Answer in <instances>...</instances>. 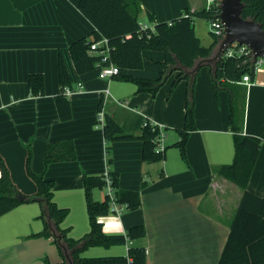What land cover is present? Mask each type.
<instances>
[{"label":"crops","instance_id":"0c3cea01","mask_svg":"<svg viewBox=\"0 0 264 264\" xmlns=\"http://www.w3.org/2000/svg\"><path fill=\"white\" fill-rule=\"evenodd\" d=\"M139 3L138 22L141 23L150 22L148 15H153L155 21L170 22L180 17L185 8L190 12L204 8L202 0H139ZM93 29L68 0H0V155L11 181L20 193L36 194L37 186L26 172L29 148L31 170L43 173L54 182L53 200L58 206L68 208L60 227L68 228L71 237L80 238L89 231L82 177L112 170L118 175L119 188L139 191L141 205L133 210L120 206L119 213L98 217L103 232L125 234L129 227L142 224L145 235L125 245L92 246L82 253L125 255L127 248L134 245L145 248V264H218L243 192L217 174V168L230 163L234 155L229 92L216 93L209 67L200 69L193 91L195 130L187 137L186 160H183L177 148L168 146L180 138L178 129L184 124L187 83L180 81L171 91L176 75L173 72L152 95L137 92L132 82L114 76L101 78L97 66L78 73L69 45L88 36ZM194 32L203 46L213 41L207 40L205 44L195 26ZM59 56L74 89L68 96L72 115L66 121L59 119L54 102V95L59 92ZM162 61V51L143 50L142 68L120 69V73L154 80L162 70ZM30 73L44 76L43 95L30 94L27 86ZM230 88L237 114L241 113L239 94L244 93L242 133L262 140L246 185L249 192L262 196L264 67L254 70L249 85L240 81L231 83ZM99 112L111 115L126 133L136 138L113 141L106 153L108 143L103 137ZM140 117L163 129L166 148L164 158L159 161L141 159L142 142L137 138L141 130L136 127ZM61 141L72 142L76 158L52 162L45 167L43 157L47 145ZM104 195V189L93 190L95 200H102ZM31 203H21L0 216V250L6 247L2 237L12 236L18 244L30 239L31 233L41 231L6 235L13 226L16 230V224L37 218L38 209L25 207L33 206ZM12 212L15 217H8ZM37 239L47 242L48 247L54 246L51 238Z\"/></svg>","mask_w":264,"mask_h":264},{"label":"trees","instance_id":"16d2710c","mask_svg":"<svg viewBox=\"0 0 264 264\" xmlns=\"http://www.w3.org/2000/svg\"><path fill=\"white\" fill-rule=\"evenodd\" d=\"M93 25V31L88 35L76 39L69 45V51L78 73L95 68L101 62V56L90 51L89 43L102 38L107 39L109 46L108 57L103 64L114 63L120 69L142 68L143 50H160L163 52L162 68L159 77L154 80L140 79L120 72L114 75L117 79L132 82L137 92H148L155 95L165 79L173 72L176 75L171 83L172 91L180 81L187 83L186 105L183 127L178 129L180 138L168 147L178 149L180 156L186 160L185 144L189 133L195 130L193 112V91L195 79L203 66H208L214 82V89L229 92V125L232 133L234 155L228 164L217 168V174L233 182L243 190L233 219L230 223L228 237L220 254L218 264H264V193L255 195L246 189L252 173L260 147L261 138L243 134L244 116L236 113L233 104L231 83L242 81L244 75L249 78L254 75L253 59L247 56L213 58L218 43L217 37L208 46H203L194 32V18L214 19L219 7L213 10L190 12L185 8L183 14L170 22L155 21L153 15H148L154 21V31L142 30L138 22L140 13L139 0H68ZM243 8L241 16L253 19L264 30V0H241ZM211 58V60H208ZM57 78L59 92L54 95V102L58 117L61 121L71 118L69 97L65 94L66 87L71 88L68 71L61 56L58 57ZM27 86L33 96L44 94V76L41 73H30ZM98 108L101 110V106ZM136 127L141 130L137 137L142 142L141 159L155 162L164 158V153L156 151L155 138L158 135L157 125H153L147 118L140 117ZM103 137L108 143L105 147L109 152L110 143L117 140H132L133 134L126 133L124 127L109 114H103ZM167 147V148H168ZM76 158L71 141L49 143L46 147L43 163L69 161ZM31 151L28 148L26 157V172L37 186L36 196L43 199L37 219L42 220L43 228L37 233H31L29 238H51L56 246L61 261L51 263L44 257L42 264H145L146 251L144 247L130 245L125 255L82 256V252L92 246L108 248L114 245H125L129 241L142 238L145 228L142 224L133 225L125 234H105L98 217L111 213V202L105 191L102 200L93 198L94 189H104L106 181L104 175H86L82 177L86 212L89 231L80 238L69 235L68 228L60 227V223L68 214V208L58 206L53 200L54 182L44 177L43 173H34L30 168ZM107 164H111L110 157ZM112 195L117 204L133 210L141 205L138 190L121 189L118 186V175L108 170ZM144 181L142 182V184ZM20 194L11 181L9 171L0 155V216L8 213L17 205L24 203L16 198Z\"/></svg>","mask_w":264,"mask_h":264},{"label":"rangeland","instance_id":"374dc122","mask_svg":"<svg viewBox=\"0 0 264 264\" xmlns=\"http://www.w3.org/2000/svg\"><path fill=\"white\" fill-rule=\"evenodd\" d=\"M205 4V0H202ZM141 19V18H140ZM194 26L197 32L202 36V42L207 44V40H212L213 36L209 32L210 21L204 18H194ZM218 45L215 46L214 51H217ZM261 67H264V60L260 64ZM238 104L240 106L241 112L244 110V93L239 94ZM98 190V189H97ZM95 196V195H94ZM96 198V196H95ZM30 205L33 206H25V207H33L38 209L40 213V205L38 202H32ZM15 212L8 214V217H15ZM28 221V222H27ZM25 223L16 224V230H14L15 226L11 229H8L6 234L7 236L13 235L15 232L17 234H27L30 232H35L41 230L43 228V222L40 219H31L27 220ZM1 238V237H0ZM27 238V237H26ZM43 238V237H41ZM78 238V237H74ZM5 239L6 247L0 250V261H3V264H42V260L47 256L51 263H57L61 261V257L56 249V246H47L44 240L37 238L30 239H21L22 241L16 244L14 240H12V236L10 237H2ZM1 240V239H0ZM90 253H82L83 256H105V255H88ZM117 255V254H114Z\"/></svg>","mask_w":264,"mask_h":264},{"label":"built area","instance_id":"2783aa9c","mask_svg":"<svg viewBox=\"0 0 264 264\" xmlns=\"http://www.w3.org/2000/svg\"><path fill=\"white\" fill-rule=\"evenodd\" d=\"M213 7H219V9L217 10V16L214 19L209 20L210 21V28H209V32L212 36L217 37L218 39V43L217 45L222 41V39L225 37V30H224V24L222 23V21L219 18V13H220V0H205V4H204V9L206 11H210L213 10ZM154 21H150L149 23H141L139 22L140 25V29L142 30H147L149 29L150 31H154ZM90 45V51L93 54L96 55H100L102 61L98 62L95 66H97L99 68V76L101 78H110L113 77L114 75H117L120 72V68L115 65L114 63H107V64H103L102 62H104L106 60V58L108 57V53H109V46L107 44V39L106 38H102L100 40L97 41H91L89 43ZM247 56L250 59H253V66H254V70L260 66V64L263 62L264 59L260 58V57H254L252 50L245 44H237L235 42H233L232 44L226 45L223 48V51L221 53L220 56L223 57H233V56ZM242 81L246 84L249 85L250 84V78L248 75H244L242 77ZM74 91V89L66 87L64 92L67 96H69L72 92ZM99 120L103 122V114L101 112H99ZM152 123V122H151ZM153 125H157L156 123H152ZM158 127V135L155 138V149L156 151H159L161 153L164 152L166 146L164 144V132L163 129L157 125ZM104 179L106 181V187H105V191L108 193L109 197H110V202H111V212L113 213H119L121 211V207L120 206H124V205H120L117 204L114 201V197L112 195V188L110 186V179L108 177V173H104Z\"/></svg>","mask_w":264,"mask_h":264},{"label":"water","instance_id":"95a60500","mask_svg":"<svg viewBox=\"0 0 264 264\" xmlns=\"http://www.w3.org/2000/svg\"><path fill=\"white\" fill-rule=\"evenodd\" d=\"M242 8L241 0H220L219 18L224 24L225 37L218 44L213 58L221 55L224 46L235 42L247 45L252 50L255 58L264 59V30L253 19L243 18L241 16ZM208 60H211V58ZM16 198L24 203L43 202V199L36 195L26 196L20 193L16 195Z\"/></svg>","mask_w":264,"mask_h":264}]
</instances>
